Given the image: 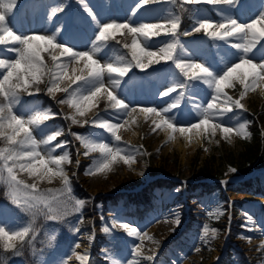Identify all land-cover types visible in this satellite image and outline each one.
<instances>
[{
  "label": "rangeland",
  "instance_id": "rangeland-1",
  "mask_svg": "<svg viewBox=\"0 0 264 264\" xmlns=\"http://www.w3.org/2000/svg\"><path fill=\"white\" fill-rule=\"evenodd\" d=\"M85 2L102 23L113 20L117 23L129 21L133 24L163 23L170 14L180 16L183 12L188 18V24L184 27L180 25L178 33L187 52V56L183 58L210 64L218 72L223 71L232 62H238L237 50L233 49L230 43L213 39L203 31H193L196 20L208 19L213 23H219L224 16H231L239 22L246 23L254 19L260 11H264V0H234L232 5L185 3L182 6L180 0H177L176 4L170 3L169 0H159L157 3L140 7L135 14L133 9L139 0H85ZM57 7H62L63 10L49 19L52 9ZM10 20L14 31L23 35H38L37 28L29 26H36V22L39 28L42 27L43 35H51L59 28L57 41L66 43L76 51L90 50L97 30L79 0H17ZM185 32L189 34L184 35ZM171 39L170 36L161 35L152 37L146 43L155 51ZM130 42L131 36L117 35L115 40H109L108 46L97 54V58L101 63H105L115 54H121L131 60L128 49L122 47L124 43ZM8 47L12 45H0V58L14 57L15 53L8 52ZM248 57L253 63H264V40L256 44L248 53ZM45 60L51 66L52 61L47 54ZM173 72L178 74L179 70L175 69L171 61H161L145 68L133 66L124 77L119 78L121 83L116 89V94L129 105V110L144 107L164 108L177 95L176 93H172L170 97L159 95L172 82ZM105 84L106 86L108 84L107 76ZM40 88L38 94L32 96L22 94L17 111L27 116L32 111L42 108L51 109L55 114L41 127L46 126V132L57 129L63 131V135L58 137L53 145L59 142L66 143L63 149L58 148L54 154L69 152L72 163L64 167L71 179L72 197L84 201V204L79 211L70 209L68 215L59 221L38 218L36 231L30 237V244L25 245L20 255L13 251L5 252L0 248L2 252L0 264H64V261L70 264L73 263L69 261L73 251L84 253L85 250L89 256L88 264L91 262L112 264L113 257L132 259L133 246L140 244L141 241L128 236L122 228L113 227L114 223L129 224L159 242L153 244L149 240H144L145 254L151 255L152 251H155L156 255L153 261H142L141 264H264V249L260 248L261 242L264 241V202L258 203L259 195L226 186V182L235 183L247 177H257L259 184L264 187V165L254 166L249 173L243 174L235 164L228 162L230 154L236 156L250 139L245 140L233 135L232 143H228L217 130L211 143L201 137L199 143L191 146L193 140L190 143L188 138L179 132L174 133L175 139L171 141L168 140L166 131L153 132L151 119L145 122L143 114H140L136 124L126 126L129 130H120L122 139L117 142L104 129L95 128L91 124L83 127L72 124L65 116L73 110L66 104L58 103L65 98V94L56 93L55 96L47 94L46 84H41ZM240 90L239 84H236L234 89H225L234 98L238 97ZM211 93L212 89L207 85L199 81L194 82V87L186 91L180 107L172 109L167 115L174 118L177 127H189L200 118L196 105L205 106L211 99ZM44 97H47V102ZM242 103L246 111L234 109L232 113L218 117V122L232 127L239 122H249L248 115L252 114L261 118L260 128L264 135V94L258 88L255 92H249ZM97 114L113 123L130 120L124 110L109 108L104 99H101L99 106L87 116L79 119L91 120ZM73 133L92 136L114 147L118 146L125 152L133 154L136 162L129 166L119 161L109 172L86 175L93 160L98 159L100 153L92 152L85 156V149ZM36 135L37 139L42 138L39 130ZM174 142L184 144L185 150L178 149ZM195 160L198 166L208 164L220 171V190L198 194L199 188L186 189V183L194 181L192 164ZM262 162L264 163V155ZM230 168H235L236 171L231 172ZM156 177H169L180 184L172 189H154L153 207L148 212H140V216L132 214L136 210L133 203L124 206L123 200H119L117 206H112L105 199V196L117 192H136L146 182ZM21 178L32 182L26 174ZM60 187L59 179L51 184L44 182L39 185L42 190ZM3 191L5 198L0 203V226L15 227L26 224L29 216L12 202L4 185ZM105 200L106 203L103 204ZM141 207L142 205L139 208ZM217 209L223 211V215L219 218L209 215ZM84 215L86 216L83 217ZM249 216L252 218L251 222L248 220ZM177 218L178 225L175 223ZM205 225L218 230L217 237L209 238L208 242L201 238ZM104 227H108L109 231L104 232ZM249 228L253 230L249 231ZM97 231L104 240L97 241L99 248L98 252H95L93 243ZM230 232L234 233V236H230ZM53 235L54 239H50ZM90 236L93 237L91 240ZM248 237H251V242L246 239ZM77 243L81 245L78 249L75 248Z\"/></svg>",
  "mask_w": 264,
  "mask_h": 264
},
{
  "label": "snow or ice",
  "instance_id": "snow-or-ice-1",
  "mask_svg": "<svg viewBox=\"0 0 264 264\" xmlns=\"http://www.w3.org/2000/svg\"><path fill=\"white\" fill-rule=\"evenodd\" d=\"M157 2L159 0H139L136 8L133 9V14L140 7ZM169 2L176 4L177 0H169ZM180 2L181 6L185 3L232 5L234 0H180ZM79 3L83 5L84 11L91 17L97 29L92 48L88 51H76L66 43L58 42L59 28L51 35L18 34L11 26L10 20L17 0H0V45H12L7 51L15 53L13 58H0V184L6 187L7 195L12 202L30 218L21 226H0V248L5 252L13 251L17 255L22 253L36 231L38 218L59 221L68 215L70 209L79 211L84 204V201L72 197L71 179L64 167L72 163L69 152L54 154L58 148L63 149L66 143L59 142L53 145V142L63 135V131L57 129L46 132V126L41 127L55 114L51 109L42 108L32 111L27 116L17 111V106L21 104V95L38 94L41 91V84H46L45 91L49 95L65 94V98L58 103L66 104L73 110L65 116V119L81 127L91 124L95 128L104 129L117 142L122 139L120 130H129L131 124L137 123L140 114H143L145 122L151 119L153 132L166 131L169 141L174 140V133L179 132L182 136H186L190 143L193 138L200 137L208 139L211 143L217 130L228 143H232L233 135L245 140L251 138L248 121L227 127L222 122H218L217 118L232 113L234 109L246 111L242 101L249 92H255L259 88L264 94V63H253L248 57V53L256 44L264 40V11H260L254 19L246 23L239 22L231 16H224L219 23H213L208 19L196 20L193 31H203L213 39L230 43L231 47L237 50L238 62H232L230 66L218 72L210 64L183 58L187 56V52L179 39L181 18L178 15L170 14L163 23L133 24L129 21L117 23L115 20L102 23L85 0H79ZM62 10V7L52 9L49 19ZM188 34V32L184 33V35ZM117 35L131 36V42L122 45L123 48L128 49L131 60L125 55L115 54L107 62L101 63L97 54L108 46L109 40H115ZM161 35L170 36L172 39L164 42L157 50H151V46L146 42L152 37ZM116 42L120 43V41ZM45 54L52 61L51 66L45 60ZM161 61H171L179 72L171 73L172 82L159 95L162 97H170L172 93L177 95L172 98L171 103L161 109L144 107L129 110V105L116 94V89L121 83L119 78L124 77L133 66L145 68L154 63L159 64ZM197 81L212 89L211 99L205 106L196 105L197 115L200 117L197 123L189 127H177L174 118L167 114L172 109L180 107L186 91L194 87V82ZM236 84L240 85L241 90L238 97L234 98L225 89H234ZM101 99L106 100L107 106L111 109L124 110L130 120L113 123L101 118L99 114L91 120L79 119L98 107ZM37 130L41 139H37ZM73 135L85 149V156L92 152L100 153V157L93 160L86 175L109 172L119 161L129 166L136 162L133 154L125 152L118 146L114 147L92 136L76 133ZM76 163L79 164V161ZM229 171L235 172L236 169L230 168ZM23 174H26L32 182L22 179ZM56 179L61 181L60 188L43 190L39 188L41 183L51 184ZM209 215L219 218L223 215V211L217 209ZM248 220L251 222L252 218L249 216ZM175 223L179 224L178 218ZM113 227L122 228L128 236L136 237L141 243L133 246L132 259L123 260L113 257L112 264H141L142 261L155 259V251H152L151 255H146L143 249L144 240H149L153 244L159 243L153 237L146 232L141 233L129 224L114 223ZM252 230L249 228V231ZM103 231L108 232L109 228L104 227ZM217 234L216 228L205 225L201 238L208 242L209 238L215 239ZM92 238L90 236L89 240ZM50 239H54V235ZM246 239L251 242V237ZM80 247L79 243L75 245L77 249ZM260 248L264 249V241L261 242ZM196 250L200 251V249ZM73 255L79 264H88L87 250L84 253L73 251ZM64 264H67V261H64Z\"/></svg>",
  "mask_w": 264,
  "mask_h": 264
},
{
  "label": "trees",
  "instance_id": "trees-1",
  "mask_svg": "<svg viewBox=\"0 0 264 264\" xmlns=\"http://www.w3.org/2000/svg\"><path fill=\"white\" fill-rule=\"evenodd\" d=\"M182 16L183 26L184 24H188L187 18L184 15ZM45 102H47V97H44ZM261 121V118H259ZM252 135V139L249 143L245 145L242 151H240L236 156L230 154L229 163L235 164L237 169H239L240 172L246 173L253 165H263L262 157L264 155V135L261 136L259 128L257 125L254 124V121L251 122L249 127ZM237 162V163H236ZM192 172H194L199 178H205V177H221V173L218 169L214 168L211 165L208 164H202L198 166V163H196V160L192 164ZM252 179H247L242 182L237 183L234 186L235 190H250L253 193H261L264 195V188L257 183V185L253 184ZM178 183L168 180V179H162L158 178L153 180L149 183V185L145 186L141 191H139L137 194L126 197L127 201L131 199L132 201H135V199H140L147 205L146 208L151 207L153 203V195L152 190L154 188H163V187H174ZM219 183H208V182H198V183H189L188 187L190 189H195L196 187H200L201 191H210L219 188ZM118 198V194L114 196H106L105 199H107L111 203L117 202L116 199ZM4 199V191L3 186L0 184V201ZM106 203V200L104 201ZM97 235H99L97 233ZM100 240L103 241V238L98 237ZM96 248V247H95ZM97 250V249H96ZM1 252V251H0Z\"/></svg>",
  "mask_w": 264,
  "mask_h": 264
},
{
  "label": "bare ground",
  "instance_id": "bare-ground-1",
  "mask_svg": "<svg viewBox=\"0 0 264 264\" xmlns=\"http://www.w3.org/2000/svg\"><path fill=\"white\" fill-rule=\"evenodd\" d=\"M35 25L36 26H34V25H29L30 26V28H33V29H36L37 28V30H38V35H43V29H42V27H38L37 26V22L35 23ZM142 83V82H141ZM143 84V83H142ZM201 138V137H200ZM200 138H193V144L191 145V146H194L195 144H197V143H199L200 142ZM175 143V145H176V147L178 148V149H181V150H185L184 149V144H182V143H180V142H174ZM259 197V201H258V203H261V202H264V198H262L261 196H258ZM69 261H71V262H73V263H70V264H79V261L78 260H76V258H75V256L74 255H72L71 256V258H69Z\"/></svg>",
  "mask_w": 264,
  "mask_h": 264
}]
</instances>
